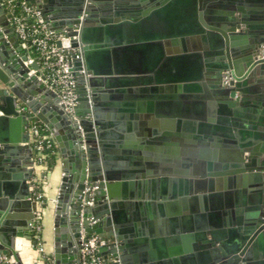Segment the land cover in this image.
<instances>
[{"label":"water","instance_id":"water-1","mask_svg":"<svg viewBox=\"0 0 264 264\" xmlns=\"http://www.w3.org/2000/svg\"><path fill=\"white\" fill-rule=\"evenodd\" d=\"M25 1L69 42L82 135L28 73L0 5L4 264H24L18 239L35 243L33 120L62 166L53 264H79L82 234L105 240L104 264H264V0Z\"/></svg>","mask_w":264,"mask_h":264},{"label":"built area","instance_id":"built-area-1","mask_svg":"<svg viewBox=\"0 0 264 264\" xmlns=\"http://www.w3.org/2000/svg\"><path fill=\"white\" fill-rule=\"evenodd\" d=\"M0 5L5 8L8 14L7 21L17 37V45L22 47L23 54L26 56L24 65L29 67L33 62L38 65L37 70L29 67L28 73L30 75L35 74L37 79L47 89L57 95L60 108L64 114L68 115L71 121L78 124V130L82 135V128L79 124L80 119L74 115L76 93L74 78L71 73V60L67 54L69 42L64 38H59L61 44L60 47L57 46V38L48 30V24L36 5L25 0H0ZM263 54L264 45L261 47V55ZM230 81L231 77L226 73L223 84L228 85ZM28 133L33 156L35 155L34 166L42 167L43 171L47 172L43 151L52 147L57 148V144L40 120L30 122ZM96 188V186L86 185L83 193L88 195V200L83 202L84 205L92 206ZM36 195V200H39L41 198L40 193H36ZM94 222L95 220L91 218L90 224ZM41 226V217L34 212L32 239L42 253L44 249L41 242ZM104 244L105 240L96 234H82L78 263L104 264L102 259L96 254L98 248ZM9 261L8 256L0 255V264L8 263Z\"/></svg>","mask_w":264,"mask_h":264},{"label":"crops","instance_id":"crops-1","mask_svg":"<svg viewBox=\"0 0 264 264\" xmlns=\"http://www.w3.org/2000/svg\"><path fill=\"white\" fill-rule=\"evenodd\" d=\"M4 40H7L9 36L3 35ZM48 172V177H47V187H45L44 190V196L49 197L51 196L52 189L53 192L55 193L54 195V204H53V210L51 213L45 215V220H44V228H43V235H42V245L44 248V252L40 253L37 248L35 247V243L32 241H27V240H22L18 239V247L21 248V258L24 262V264H53V221H54V210H55V202L57 198V192L59 189V184L61 181L62 177V166H61V160H60V155L58 153L55 166L53 167L52 170L47 171ZM35 173V172H34ZM35 175V174H34ZM34 177V176H33ZM33 179V178H32ZM31 187V186H30ZM201 192V191H200ZM199 192V193H200ZM50 198V197H49ZM50 200V199H49ZM194 204V202H193ZM193 204H188L186 205V211L184 214H181L182 217L188 218L192 220L193 213L192 211V206ZM157 207V206H155ZM168 208V209H167ZM179 206L177 203L173 202L172 204L168 205V207H158L155 208L156 211L154 212L153 221H156L158 225H162V220H166V214H168V211L171 210L174 213H177L179 211ZM151 209V208H150ZM149 211V207L147 208ZM206 211V210H204ZM181 212V210H180ZM166 213V214H165ZM167 226H165V229ZM161 231V230H159ZM154 249V248H153Z\"/></svg>","mask_w":264,"mask_h":264},{"label":"rangeland","instance_id":"rangeland-1","mask_svg":"<svg viewBox=\"0 0 264 264\" xmlns=\"http://www.w3.org/2000/svg\"><path fill=\"white\" fill-rule=\"evenodd\" d=\"M34 177L33 179H31V192H32V197H33V201L36 202V210H35V213H37L40 217H41V231H40V234H41V239H42V235H43V228H44V220H45V215L51 213V211L53 210V200H54V195L55 193L53 192V189H52V195L49 196V197H45L44 196V188L47 187V177H48V172L46 171H43V168L42 167H39V166H36V169H35V166H34ZM37 186H41V191L38 192L40 193L41 197L43 198V201L42 200H36V194H35V189L37 188ZM46 189V188H45ZM50 199V200H49ZM43 246V245H42ZM44 249V248H43ZM44 252V251H43Z\"/></svg>","mask_w":264,"mask_h":264},{"label":"trees","instance_id":"trees-1","mask_svg":"<svg viewBox=\"0 0 264 264\" xmlns=\"http://www.w3.org/2000/svg\"><path fill=\"white\" fill-rule=\"evenodd\" d=\"M43 153L45 154V159H44L45 165L47 166V170L50 171L55 166V162H56V159H57V156H58V150H57L56 147H54V148L52 147L50 149L44 150ZM34 158H35V155H34ZM35 169H36V166H35ZM40 187L41 186H39V187L37 186V188L34 190L35 194L41 191ZM40 200L43 201V198L41 197ZM41 242H42V239H41ZM35 247L37 248V245H35ZM37 250H38V248H37Z\"/></svg>","mask_w":264,"mask_h":264},{"label":"flooded vegetation","instance_id":"flooded-vegetation-1","mask_svg":"<svg viewBox=\"0 0 264 264\" xmlns=\"http://www.w3.org/2000/svg\"><path fill=\"white\" fill-rule=\"evenodd\" d=\"M84 118H85L86 120H88V121H91V120H92V117H91V115H89V114H86ZM190 188L194 189L193 185H192V187L190 186Z\"/></svg>","mask_w":264,"mask_h":264}]
</instances>
